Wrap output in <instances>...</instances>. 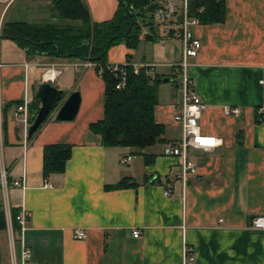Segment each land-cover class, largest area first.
<instances>
[{
  "label": "crops",
  "instance_id": "obj_1",
  "mask_svg": "<svg viewBox=\"0 0 264 264\" xmlns=\"http://www.w3.org/2000/svg\"><path fill=\"white\" fill-rule=\"evenodd\" d=\"M15 1H0L3 19L23 15L27 21L38 22L50 18L51 0H20L21 8L11 11ZM84 1L94 21L111 18L118 4L117 0ZM224 3L221 22L192 26L200 48L196 57H189L188 72L206 103L200 130L221 143L211 151L188 149L197 175L187 179L184 196L178 159L162 154L163 145L180 136L173 120L180 98L177 75L167 65L174 62L171 51L162 46L159 53L164 60L156 66L169 71L158 72L155 67L162 82L154 118L164 125V142L138 150L105 147L89 129L104 109V83L94 68L76 69L72 63L79 60L75 59L28 56L13 40L0 41L2 114L13 103L2 115L0 167L7 170L9 187L6 193L0 190V198L4 211L7 204L29 213L21 236L31 250L27 264H181L184 245L195 254L193 264H264V229L253 226V219L264 215V86L260 83L264 0ZM136 54L137 48L120 42L108 50L107 59L110 63H157L136 60ZM51 66L58 71L53 77L46 73ZM44 81L66 95L77 91L78 109L71 120L49 115L29 138L12 111L25 97L31 104ZM226 107H238L240 112L230 113ZM50 143L70 144L71 154L62 173L44 177L42 150ZM127 155L130 161L120 164ZM123 178L136 184L106 187ZM14 180L23 186H12ZM165 189H171L172 195H165ZM75 227L83 228L86 238L75 239ZM133 229H139L140 235L134 237ZM2 231L7 244L4 249L0 246L1 263L10 264L13 252L6 230ZM20 247L17 239L16 257Z\"/></svg>",
  "mask_w": 264,
  "mask_h": 264
},
{
  "label": "trees",
  "instance_id": "obj_2",
  "mask_svg": "<svg viewBox=\"0 0 264 264\" xmlns=\"http://www.w3.org/2000/svg\"><path fill=\"white\" fill-rule=\"evenodd\" d=\"M117 2L111 18L94 21L84 0H51L50 19L38 22L3 19L0 38L13 40L28 56L47 55L94 62V70L97 73L101 69L98 75L104 83V109L101 118L89 123V129L100 136V143L105 147L130 146L143 150L164 142V125L154 118V107L158 101L157 88L162 77L156 72L146 73L145 68L134 73L131 65H127L124 85L116 88L117 78L108 68L107 54L112 46L120 42L130 49H136L142 39L157 41L163 36L152 16L155 0ZM189 15L196 16L201 24L221 22L225 15L224 0H190ZM127 59H130L129 54ZM38 102L39 99L34 97L29 106L30 120L39 108ZM11 105L13 103L3 108V114L7 106ZM70 154L71 145L68 143L44 145L42 175L47 177L53 173H62ZM135 184L123 178L106 187L121 188ZM9 213L12 227L17 230L15 216L19 208L10 207ZM6 227L4 206L0 198V230H6Z\"/></svg>",
  "mask_w": 264,
  "mask_h": 264
},
{
  "label": "built area",
  "instance_id": "obj_3",
  "mask_svg": "<svg viewBox=\"0 0 264 264\" xmlns=\"http://www.w3.org/2000/svg\"><path fill=\"white\" fill-rule=\"evenodd\" d=\"M2 1V0H0ZM156 6L152 12L153 20L158 24L160 35L166 38L177 37L181 45V60L170 64V68L174 74L177 75V88L180 94L179 101L174 107L173 120L179 126L180 136L175 140L167 141L162 148L164 156L176 157L179 165V178L182 183L183 196L185 193L187 179L191 176L197 175L196 164L190 159L188 149H200L203 151H211L221 143L220 139L204 134L200 130L199 119L202 111L206 108V103L202 100L195 89L192 78L188 72L189 57H196L200 48V41L193 35L192 26L199 24V19L196 16L189 15V1L190 0H155ZM201 11V9H198ZM3 20V12L0 13V29ZM76 69L79 68H94L95 63L89 60H79L72 63ZM131 65L133 72L138 73L140 68H145V72L152 74L155 72V63H108V68L117 78L116 88L124 85L126 79V66ZM57 69L53 66L46 70L50 76L57 73ZM101 73V69L97 74ZM260 83L264 86V77L260 79ZM30 102L26 97L21 103L15 105L12 111V118L25 127V132L30 125ZM226 111L238 114L240 109L238 107H226ZM2 123V112L0 107V133ZM205 141H212V143H205ZM131 159L130 155L120 158V164H125ZM12 186L22 187V181L14 180ZM9 187L6 169L0 167V189L3 193ZM164 194L172 195L171 189H165ZM7 236L10 247L13 252V258L10 264H27L31 256V250L25 246L21 240L23 231L26 228L29 213L25 209H21L15 216L18 224V229L14 230L12 227V220L9 213L8 205L5 204ZM253 226L255 228L264 229V215L259 214L253 219ZM75 239L86 238V231L83 228L75 227L72 231ZM132 235L137 237L140 235L139 229H133ZM19 239L21 242L19 257L14 255V244ZM195 261V254L191 247L184 245L182 250L181 264H193Z\"/></svg>",
  "mask_w": 264,
  "mask_h": 264
},
{
  "label": "water",
  "instance_id": "obj_4",
  "mask_svg": "<svg viewBox=\"0 0 264 264\" xmlns=\"http://www.w3.org/2000/svg\"><path fill=\"white\" fill-rule=\"evenodd\" d=\"M35 96L41 104L27 128L28 136H31L42 122L53 113H55L56 120L73 119L80 101L77 91H72L66 95L63 89L52 85L48 81H44L39 85Z\"/></svg>",
  "mask_w": 264,
  "mask_h": 264
},
{
  "label": "rangeland",
  "instance_id": "obj_5",
  "mask_svg": "<svg viewBox=\"0 0 264 264\" xmlns=\"http://www.w3.org/2000/svg\"><path fill=\"white\" fill-rule=\"evenodd\" d=\"M20 6H21L20 0H16L11 7V11L21 8ZM2 7H3V4L0 3V13H1ZM13 18L20 19V20H28L23 15H17L16 17H13ZM47 19H50V18L47 17ZM55 21H57V20H55ZM1 40L4 41L5 39L0 38V41ZM177 40H178L177 37H170V38H166L164 40H161V42H159V43H154L152 41H147V42L140 41L137 45V54L135 55L134 59L143 60V58H144L146 61L152 60V61L157 62L155 64H159L158 63L159 61L164 60V59H161L160 53H159L160 52L159 49L163 46L166 48V50L171 51L170 52V58H172L173 60L171 59V61H174V62L167 64L169 66L170 64L175 63V60H176V62L181 60V45H180V40H179V42ZM1 42H0V45H1ZM173 50H174V52H172ZM169 67H163V68L156 67V68H158L157 69L158 72H161V71L168 72ZM0 164H1V159H0ZM0 195H1V191H0ZM7 199H8V197H7ZM5 243L7 244L5 232L0 230V246L2 247V249L5 248Z\"/></svg>",
  "mask_w": 264,
  "mask_h": 264
},
{
  "label": "snow or ice",
  "instance_id": "obj_6",
  "mask_svg": "<svg viewBox=\"0 0 264 264\" xmlns=\"http://www.w3.org/2000/svg\"><path fill=\"white\" fill-rule=\"evenodd\" d=\"M205 143H212V141H205Z\"/></svg>",
  "mask_w": 264,
  "mask_h": 264
},
{
  "label": "bare ground",
  "instance_id": "obj_7",
  "mask_svg": "<svg viewBox=\"0 0 264 264\" xmlns=\"http://www.w3.org/2000/svg\"><path fill=\"white\" fill-rule=\"evenodd\" d=\"M47 75H49V76H50V74H49V73H47Z\"/></svg>",
  "mask_w": 264,
  "mask_h": 264
}]
</instances>
